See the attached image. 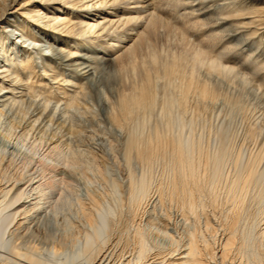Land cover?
Listing matches in <instances>:
<instances>
[{
	"label": "bare ground",
	"instance_id": "6f19581e",
	"mask_svg": "<svg viewBox=\"0 0 264 264\" xmlns=\"http://www.w3.org/2000/svg\"><path fill=\"white\" fill-rule=\"evenodd\" d=\"M0 264H264V0H0Z\"/></svg>",
	"mask_w": 264,
	"mask_h": 264
},
{
	"label": "rangeland",
	"instance_id": "374dc122",
	"mask_svg": "<svg viewBox=\"0 0 264 264\" xmlns=\"http://www.w3.org/2000/svg\"><path fill=\"white\" fill-rule=\"evenodd\" d=\"M164 26L165 25L158 23V25L156 24L154 27L149 29V33H148L147 39L142 44V48H141V50L139 52V59L142 57V58L145 59V61H148L150 59L149 57H151L152 53H154V52L158 53L161 58L162 57L166 58V56L171 54L172 51L175 52V53H178V54L182 53V54H185V55L189 53L187 51V50H190L188 43L182 41L181 38L179 37L178 33L173 31L169 26H165V27ZM215 42H217V39L213 41V43H215ZM164 58H162V59H164ZM140 63H141V60L138 61V65H140ZM125 76H127V77L124 78V84L128 86V85L131 84L132 81L130 79V75L128 76V75L125 74ZM127 82H128V84H127ZM171 92H173V91H171ZM196 107H198V106L195 105L194 102H189L188 103V112H187L188 114L187 113L186 114H182V113H180L181 112L180 109L178 110L177 106L174 107V109H173L174 113H179V114H181V116L186 117L188 119L191 118V122H192L190 127L185 128V129H181L179 132H180V134L185 132L186 135H187L188 133H191V131H192L191 134H192L193 137H195L196 140L198 139V137L201 138L200 146L202 147V149L205 148L206 153L210 154L211 152H209V151H212V153H213L214 150H215V148H212L213 147V144H212L213 140L212 139H214V137L213 138H211V137L213 135H215L214 130L216 131L215 127H216L217 124H216L215 121L210 120V118L207 117V114L205 115V113H207V111H205V110H203V109H201L199 107L198 108H196ZM189 108H191V109H189ZM193 108L196 109L194 111L196 113V115L191 113L193 111ZM189 110H190V112H189ZM193 115L195 117H193ZM196 116H197V118H196ZM153 118L150 121L147 122V126L148 127L151 126V123L154 124V122H156V121L159 122V123H160V121L161 122L163 121L161 117L159 119L157 117H153ZM207 118H208V120H207ZM205 122L206 123L208 122L207 124H209V126ZM209 122H213V123H209ZM148 123H150V124H148ZM212 124L213 125L215 124L214 125V130L212 129V127H213ZM191 127H193V130H192ZM186 129H187V131L188 130L189 131L187 132ZM210 130H212L213 133ZM169 133H170V136L173 135L172 131L169 132ZM205 133H207V134H205ZM175 134H176V132H175ZM203 135H204V137H203ZM237 139L235 140L236 143H237ZM208 141H209L210 144L207 143ZM205 144H207V145H205ZM210 145H211V147H209ZM208 147H209V149H208ZM207 150H209V151L207 152ZM157 162H155V164L153 165L152 171H151L152 173H151V186L150 187L152 189L150 188V190H151L149 192L150 195L151 194L152 195L156 194L155 193L156 192V190H155V186L156 185H158L160 183L168 185V181L170 179V171H169L170 169L168 168L169 167L168 159H161V160H158ZM118 166H119V164H118ZM119 167L123 168V166H119ZM228 168H229V166H228ZM228 168L226 169L227 171H228Z\"/></svg>",
	"mask_w": 264,
	"mask_h": 264
}]
</instances>
